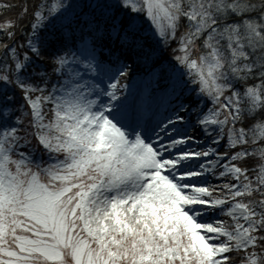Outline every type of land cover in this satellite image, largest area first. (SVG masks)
<instances>
[{
	"label": "snow or ice",
	"instance_id": "obj_1",
	"mask_svg": "<svg viewBox=\"0 0 264 264\" xmlns=\"http://www.w3.org/2000/svg\"><path fill=\"white\" fill-rule=\"evenodd\" d=\"M0 264H264V0H0Z\"/></svg>",
	"mask_w": 264,
	"mask_h": 264
}]
</instances>
